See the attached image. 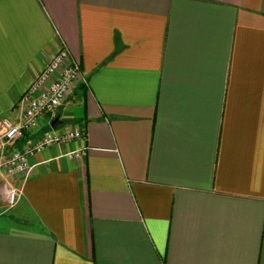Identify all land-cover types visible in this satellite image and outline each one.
<instances>
[{
  "label": "crops",
  "instance_id": "1",
  "mask_svg": "<svg viewBox=\"0 0 264 264\" xmlns=\"http://www.w3.org/2000/svg\"><path fill=\"white\" fill-rule=\"evenodd\" d=\"M61 46L84 137L6 179L0 264H264V0H0V120Z\"/></svg>",
  "mask_w": 264,
  "mask_h": 264
},
{
  "label": "built area",
  "instance_id": "2",
  "mask_svg": "<svg viewBox=\"0 0 264 264\" xmlns=\"http://www.w3.org/2000/svg\"><path fill=\"white\" fill-rule=\"evenodd\" d=\"M83 81L79 62L70 56L67 48L61 46L49 55L39 71L33 76L28 86L21 92L18 100V118L15 122L0 120V201L11 208L15 205L19 191L10 186L7 178L25 177L29 172L26 158L45 146L83 138L84 132L78 129L59 127L57 125L38 135L30 145L14 148L20 139L41 117L47 123L56 116L57 109L65 101L72 86ZM68 156L82 157L84 148L67 153Z\"/></svg>",
  "mask_w": 264,
  "mask_h": 264
},
{
  "label": "rangeland",
  "instance_id": "3",
  "mask_svg": "<svg viewBox=\"0 0 264 264\" xmlns=\"http://www.w3.org/2000/svg\"><path fill=\"white\" fill-rule=\"evenodd\" d=\"M79 69H80V65H79ZM80 71H81V69H80ZM81 73H82V71H81ZM82 76H83V74H82ZM85 81H84V76H83V81H81V79L80 80H78L73 86H72V88L70 89V92H69V94H68V96H67V98H66V100L69 98V96H70V94H71V92H72V90L76 87V85H78V84H83ZM60 107V106H59ZM58 107V108H59ZM58 110V109H57ZM55 117H57V119H58V116H57V113H56V116ZM54 117V118H55ZM53 119V118H52ZM60 124V122H59V120H58V122L55 124V126L53 127V128H55L57 125H59ZM49 127H50V129H52V127L50 126V122H49ZM50 129H48V130H50ZM48 130H46V131H48ZM46 131H44V132H46ZM44 132H42V133H44ZM41 133V134H42ZM25 134V133H24ZM24 136V135H23ZM23 136L21 137V138H23ZM20 138V139H21ZM19 140V139H18ZM17 140V141H18ZM16 141V142H17ZM16 142H15V144H16ZM15 144H14V148H16L15 147ZM51 145V144H50ZM3 181V179H2V177L0 176V183ZM12 208V207H11ZM9 210V207H7L4 203H3V201H0V212H7Z\"/></svg>",
  "mask_w": 264,
  "mask_h": 264
},
{
  "label": "water",
  "instance_id": "4",
  "mask_svg": "<svg viewBox=\"0 0 264 264\" xmlns=\"http://www.w3.org/2000/svg\"><path fill=\"white\" fill-rule=\"evenodd\" d=\"M57 122H58L57 117L53 118V119L50 121V126L53 128Z\"/></svg>",
  "mask_w": 264,
  "mask_h": 264
}]
</instances>
